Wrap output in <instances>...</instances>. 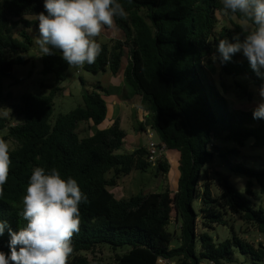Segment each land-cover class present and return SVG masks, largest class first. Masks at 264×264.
I'll return each instance as SVG.
<instances>
[{
    "label": "trees",
    "instance_id": "trees-1",
    "mask_svg": "<svg viewBox=\"0 0 264 264\" xmlns=\"http://www.w3.org/2000/svg\"><path fill=\"white\" fill-rule=\"evenodd\" d=\"M118 2L128 14L126 20L115 21L123 41L101 44L102 52L95 63L85 64L82 70L92 75L116 76L127 49L123 74L126 98H140V109L152 114L151 129L158 143L178 154L176 192L166 190L120 200L108 190L133 171L151 168L166 174L169 165L165 159L151 167L144 148L115 154L122 148L126 134L119 120L109 128L99 129L108 112V93L99 85L83 94V106L51 125L53 100L69 70L61 51L52 49V55L41 56L42 74L54 77L49 94L21 97V107L13 113L23 118L19 125L8 127L6 119L0 117V132L7 129L8 139L17 143L10 151L9 178L0 195V221L6 224L0 236V251L10 255L9 229L18 232L26 226L20 215L23 196L32 170L42 167L46 173L56 168L63 178L76 179L87 196V203L80 204L81 224L72 240L74 251L68 264H101L81 254L102 247L124 251L113 264H158V260L170 264H232L235 254L249 258L252 264H264V249H256L234 235L217 242L207 232L197 234L198 223L203 229L226 226L225 213L230 211L264 236V210L255 209L227 178L222 181V193L217 199L207 184L198 186L201 170L218 155L213 141L221 133L226 134L221 139L240 148L249 140L253 147L264 148V119H254L253 111L231 110L209 81L203 62L212 49L217 51L220 39L236 42L238 37L242 42L247 34L241 26L231 23L230 30L223 22L217 32V14L223 13L229 21L233 17L241 22L245 19L239 14H226L220 0ZM41 12H45L44 0H0V107L5 102L2 81L12 77L15 66L28 64L23 55L33 43L26 29L33 26L38 30L39 21L25 22L23 17H38ZM22 23L25 29L16 32ZM215 61L220 77H242L259 89L264 85V78L253 71L247 58L240 60L238 53L225 63L220 62L218 53ZM211 63L208 60V65ZM236 85L250 98L245 87ZM84 123L91 124L95 131L79 139L77 129ZM235 154L239 152L234 149L224 156ZM231 171L255 180L264 192V160L258 170L237 164ZM109 174L112 176L106 178ZM251 185L249 181L245 195H250ZM172 222L179 230L176 239L168 230Z\"/></svg>",
    "mask_w": 264,
    "mask_h": 264
},
{
    "label": "rangeland",
    "instance_id": "rangeland-1",
    "mask_svg": "<svg viewBox=\"0 0 264 264\" xmlns=\"http://www.w3.org/2000/svg\"><path fill=\"white\" fill-rule=\"evenodd\" d=\"M217 17L220 21V25L217 27L218 32L222 26V22L226 23L228 29L233 30L231 23L239 26H243L246 22H241L236 18H232L230 21L226 19L223 13H218ZM25 22L38 21L37 16H25L23 17ZM251 28V25L248 24ZM25 29L24 24H20L16 32ZM243 29V28H242ZM15 32V36L17 35ZM26 32L31 37L33 46L27 54H24V58L28 60L27 65L15 66L13 68L12 77L4 79L2 81V92L5 102L0 107V117L6 119L7 126H16L23 122V118L14 116V111L21 107V97L23 95H40L47 96L50 89L54 87V77L51 75L44 76L42 74V53L36 44V39L39 37V30L36 27H30L26 29ZM123 33L117 29L114 25L112 28L105 27L100 36L97 37V41L100 44H111L112 41L118 40L119 36ZM125 55L123 64H126L127 49H125ZM218 55L216 49H212V52L205 55L204 64L208 74L209 81L219 92L221 96L225 98L228 106L231 110L241 111H254L259 103L264 102L259 94V88L254 87L248 80L242 77L228 78L220 77L219 65L212 60V56ZM240 60H245L246 57L242 52L238 53ZM208 60H211V65H208ZM104 74L92 75L82 70V67L69 68L66 74V81L60 84L58 87L60 91L53 100V113L50 118V123L53 125L55 121L69 113L70 111L83 106L82 96L85 92H91L94 90L95 85H99L103 90L104 86ZM236 84H240L245 87V91L250 94V98L247 94H242V89L238 88ZM106 98V96H105ZM124 101L126 99V92L122 88L119 92V97ZM131 103L125 100L122 101L121 109L119 110L117 117H121L122 125L121 129L125 132L126 137L122 148L115 154H127L132 153L136 149L144 148L148 145V134H152L153 142L158 143V138L155 132L150 126H146V132H141L136 128V124L132 118L131 105L138 106L140 98L138 96H132ZM129 100V99H128ZM111 107H109L110 109ZM111 110V109H110ZM111 113L107 115V118L100 126L99 129H104L111 122ZM118 120V119H116ZM115 120V121H116ZM144 120V119H143ZM135 128V130H134ZM94 129L89 128L87 124H80L77 133L79 139L90 136ZM225 133H221L220 137L213 141L214 152H218L212 163L207 165L201 170L199 176L198 186L202 187L207 184L210 188L211 195L214 198H219L222 193V181L227 178L229 183L242 195L248 198L255 209L264 210V192L261 191L260 186L255 180L246 178L243 175L234 173L231 168L237 164H241L245 167L252 169H260L264 160V148H256L252 146V141H247L243 147H238L235 143L227 141L224 138ZM0 138H3L9 143L10 151H13L17 147V143L11 139H8L7 129L0 132ZM238 150L239 154H235L232 157H225L228 151ZM167 155L166 162L169 165V171L166 174L155 173L153 169L149 168L146 171H133L128 176H122L116 183L115 187L108 188V190L120 200H127L133 196L150 193H159L169 190L176 192L177 179L179 171L177 168V153L174 151L165 152ZM220 154V155H219ZM160 160L165 159L163 157ZM161 162V161H160ZM153 167V166H151ZM112 174L106 175V178H110ZM251 182L250 195H245V189L248 182ZM195 207V206H194ZM226 226L213 225L210 228L203 229L198 223L197 234L207 232L217 242H222L226 239L232 238L234 235L237 238L247 242L254 248L264 249V236L261 235L253 225H249L240 218L238 214H234L230 211L225 213ZM169 232L174 233L175 239L179 235L178 227L172 222L168 228ZM175 245V243L173 244ZM176 245H178L176 243ZM175 245V246H176ZM124 251H113L109 248L102 247L96 249L93 253H82V256L88 258L89 261H93L101 264H113L116 256H120ZM234 262L232 264H252L249 258L241 256L239 254L234 255ZM173 264V263H171ZM205 264V263H202Z\"/></svg>",
    "mask_w": 264,
    "mask_h": 264
},
{
    "label": "clouds",
    "instance_id": "clouds-1",
    "mask_svg": "<svg viewBox=\"0 0 264 264\" xmlns=\"http://www.w3.org/2000/svg\"><path fill=\"white\" fill-rule=\"evenodd\" d=\"M226 14H239L247 32L241 42L220 39L219 60L228 62L242 52L253 71L264 78V0H220ZM45 12L38 15L39 37L36 44L42 55H52V49L62 53L69 68L95 63L102 52L97 37L105 27L112 28L116 18L127 19V12L118 0H44ZM252 27L249 28L248 24ZM217 56L213 54L215 62ZM259 94L264 98V85ZM254 119H264V102L253 111ZM9 143L0 138V195L3 194L11 169ZM87 203L76 179L63 178L52 168L32 170L23 196L20 213L27 222L18 232L10 234V255L0 251V264H68L73 254V237L79 232L80 204ZM5 222L0 221V236Z\"/></svg>",
    "mask_w": 264,
    "mask_h": 264
},
{
    "label": "crops",
    "instance_id": "crops-1",
    "mask_svg": "<svg viewBox=\"0 0 264 264\" xmlns=\"http://www.w3.org/2000/svg\"><path fill=\"white\" fill-rule=\"evenodd\" d=\"M123 39H124L123 35L118 37V40L123 41ZM123 60L124 59H122L120 70L116 76H112L110 73H105L103 76L104 77L103 82H104L105 90L108 93V97L105 98V102H106L107 110H108L107 115L110 113L112 115V118H110L111 122L106 126V128H109L114 123V121L116 119L119 120V126L121 127V125H122V119H121V117L120 118L117 117V114H118L119 110L121 109V106L123 104L122 103L123 100L121 98H118V97H119L120 89H122V88L124 89L123 74H124V71H125V68H126V65L128 62V58L125 59L126 60L125 65L123 64ZM125 100H127L128 102L131 103L132 98H130L129 100L127 98L126 99L124 98L123 102H126ZM139 104H140V101H139L137 107H134L131 105V109H132L131 114H132V118L134 120V123L136 124L135 125L136 128L139 129L141 132H146V126L151 127L152 114L148 113V112H144L143 110H141L139 107ZM109 107H111L110 108L111 110L109 109ZM111 115H110V117H111ZM89 126H88L89 128H93L91 124ZM93 129L95 131V128H93ZM134 130H135V128H134ZM94 131H93V133H94ZM166 157H167V155L165 154L164 159H166ZM177 158H178V154H177ZM177 168H178V159H177Z\"/></svg>",
    "mask_w": 264,
    "mask_h": 264
},
{
    "label": "built area",
    "instance_id": "built-area-1",
    "mask_svg": "<svg viewBox=\"0 0 264 264\" xmlns=\"http://www.w3.org/2000/svg\"><path fill=\"white\" fill-rule=\"evenodd\" d=\"M152 139H153L152 134H148L149 141L146 147L147 162L151 166L156 167L158 165V161L160 160V158L164 157L166 148L163 144L153 142ZM158 264H170V263L164 260H158Z\"/></svg>",
    "mask_w": 264,
    "mask_h": 264
}]
</instances>
